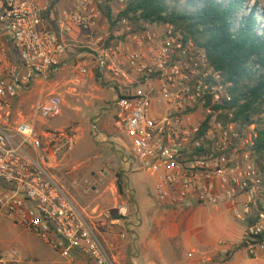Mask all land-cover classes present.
Here are the masks:
<instances>
[{"label":"built area","instance_id":"obj_1","mask_svg":"<svg viewBox=\"0 0 264 264\" xmlns=\"http://www.w3.org/2000/svg\"><path fill=\"white\" fill-rule=\"evenodd\" d=\"M100 17L94 0H0V214L69 264L117 262L53 173L56 153L43 145L38 125L61 113V97L44 94L73 45L70 37L91 40ZM92 51L101 80L116 94L113 108L132 155L126 163L153 181L159 202L185 210L227 205L246 226L235 245L264 261V170L252 149L255 125L236 121L234 85L170 24L119 18L107 47ZM87 74L81 67L73 83ZM37 87L26 116L21 99ZM233 245L219 243L224 257Z\"/></svg>","mask_w":264,"mask_h":264},{"label":"rangeland","instance_id":"obj_2","mask_svg":"<svg viewBox=\"0 0 264 264\" xmlns=\"http://www.w3.org/2000/svg\"><path fill=\"white\" fill-rule=\"evenodd\" d=\"M129 1L94 0L101 11L99 21L102 22L100 21L93 30L91 40L84 41L83 39L82 43H78L73 50L69 51L56 78L48 83L44 96L47 97L51 93L58 94L62 99L61 113L38 125L43 145L50 153H56L52 164L53 173L63 181L77 204L80 203L82 196H87L83 210L100 229L101 233H104L101 228H104L102 223L105 220L103 217L101 221V211H110L111 217H122L129 220L136 212L135 201H137V197L135 191L139 190L141 184L145 185V195L154 197L153 181L139 172L138 166L131 167L126 163V160L130 159L132 155L127 139L118 126L117 110L113 108L110 111L100 113L101 110L111 108L116 94L111 88H104L106 84L101 80L103 76L100 72L99 63L92 56L94 54L92 50L106 48L108 42L112 40L114 22L120 18V13L125 10ZM255 4L258 5L260 13H262L261 24L264 26V0H249L247 7L250 9ZM104 20L107 22L105 23ZM101 38L103 40L99 41ZM91 53L93 54L91 55ZM76 55L80 58H75ZM79 65L87 69L88 74L83 77L81 84L76 85L73 83V79L76 72L81 68H77ZM98 74H100V78ZM106 78H108L107 75ZM40 90L37 87L32 94L22 97L23 104L19 110L23 111L26 116L30 113L28 108L39 98ZM93 122L96 124V130L93 127ZM96 132H98V136H96ZM101 133H104V138L107 140L106 144H101ZM67 138L72 140L70 150L66 146ZM255 161L264 168V159L260 160L255 156ZM118 174H123L126 179L124 195H120L117 188ZM99 178H102L103 182H100ZM104 194V197H108L107 200L109 201H106L105 204L100 199V195ZM100 200L103 205L101 208L99 207ZM223 206L229 211L228 206L222 202L210 207ZM120 208H127L126 216L120 215ZM211 213V217H217L219 214L213 209H211ZM225 218L231 224L239 227L232 234L233 239L220 238L217 245L219 247L221 241H227L229 244H234L232 248L236 249L239 245L235 244L241 242L246 226L241 224L232 213L226 214ZM209 219L207 215L203 222L209 225ZM134 223L136 224L137 221ZM213 227L214 230H219L217 222L211 226L212 229ZM124 235L126 236L124 240L128 239L130 243L133 242V237L129 233H124ZM13 252H16L14 259L12 258ZM128 253H133V250L130 248ZM0 256L4 258V264H69L65 257L1 214ZM216 257L219 261L226 260V257L220 254ZM126 262V259L121 260V264ZM232 264L248 263L243 256H237Z\"/></svg>","mask_w":264,"mask_h":264},{"label":"trees","instance_id":"obj_3","mask_svg":"<svg viewBox=\"0 0 264 264\" xmlns=\"http://www.w3.org/2000/svg\"><path fill=\"white\" fill-rule=\"evenodd\" d=\"M249 0H130L120 18L165 23L203 49L209 63L234 85L236 121L256 125L253 151L264 159V26L257 4ZM111 21V20H109ZM100 78V74H98ZM261 168L264 170L263 166ZM120 195L126 179L117 176ZM128 189V188H127ZM122 218V217H121ZM258 219L250 222L255 225ZM264 236V235H263ZM231 248L225 262L244 250Z\"/></svg>","mask_w":264,"mask_h":264},{"label":"crops","instance_id":"obj_4","mask_svg":"<svg viewBox=\"0 0 264 264\" xmlns=\"http://www.w3.org/2000/svg\"><path fill=\"white\" fill-rule=\"evenodd\" d=\"M104 21L107 22V20ZM83 39L77 35L70 37V42H73V45L71 44L67 53L73 50L76 44L82 43ZM84 41L86 40L84 39ZM74 57L80 58L78 55ZM79 67L81 65L77 68ZM104 88H108V86H104ZM101 135V144H106L104 133ZM99 181L103 182L102 178H99ZM144 187L145 185L141 184L139 190L135 191L136 212L129 220L111 217L110 211H101V221L103 217L105 219L102 223L104 228L101 230L104 233H101V239L117 264H121L122 259L127 260L125 264H232L237 256H243L248 264H264V261L248 259L244 250L236 253L228 262L217 259L216 256L222 255L217 241L220 238L233 239L232 234L239 227L231 224L225 218L226 214L231 213L226 207H195L185 210L159 202L155 194H153V198L146 196ZM104 196L105 194L100 195V199L105 204L108 197ZM81 198L78 206L82 211H85L83 207L87 196L84 195ZM101 200L100 208L103 207ZM211 209L219 213L217 217H211ZM207 215L210 218L209 225L214 226V223L217 222L219 230H214V227L212 229L211 226L208 227V223L203 222ZM124 233H129L133 237L132 243L128 239H122L121 235ZM130 248L133 253H128Z\"/></svg>","mask_w":264,"mask_h":264},{"label":"water","instance_id":"obj_5","mask_svg":"<svg viewBox=\"0 0 264 264\" xmlns=\"http://www.w3.org/2000/svg\"><path fill=\"white\" fill-rule=\"evenodd\" d=\"M114 105H115V101L112 102V104H111V108H110V109L101 110L100 113L102 114L104 111H110V110H112L113 107H114ZM93 127H94V129L96 130V124H95V122H93ZM96 136H98V132H96Z\"/></svg>","mask_w":264,"mask_h":264}]
</instances>
